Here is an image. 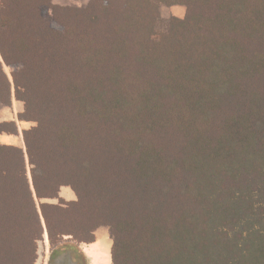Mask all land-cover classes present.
<instances>
[{"label": "trees", "instance_id": "obj_1", "mask_svg": "<svg viewBox=\"0 0 264 264\" xmlns=\"http://www.w3.org/2000/svg\"><path fill=\"white\" fill-rule=\"evenodd\" d=\"M160 5L185 9L164 32ZM12 100L32 126L0 144V264L44 236L85 264L101 227L111 264H264V0H0Z\"/></svg>", "mask_w": 264, "mask_h": 264}, {"label": "rangeland", "instance_id": "obj_2", "mask_svg": "<svg viewBox=\"0 0 264 264\" xmlns=\"http://www.w3.org/2000/svg\"><path fill=\"white\" fill-rule=\"evenodd\" d=\"M89 0H52V4L57 7H72V8H83L87 5ZM160 18L156 23V30L158 32L166 31L168 26V22L170 18H178L181 19L184 16L185 9L183 6L179 5H171L159 6ZM46 17H50V11H46ZM6 74L9 76V70L4 68ZM23 105L20 102L12 100L11 105L9 107H5L0 105V122H15L17 127L16 135H7L2 134L0 136V144L2 145H12L24 150V145L22 141V132L23 130L28 129L32 126V124L24 122L20 119V114L22 113ZM64 189H66L70 194L73 193L69 188H62L60 190L59 196L63 198L65 201L69 200ZM74 198V196L72 197ZM74 200V199H73ZM47 203H56V201H45ZM95 240L92 244L82 245L81 249L89 254V258H85V264H111L110 260V247H111V239L109 235V231L105 227L98 228L94 233ZM89 246V247H88ZM49 257V245L46 236H44L43 242L38 244L37 249V261L35 264H47Z\"/></svg>", "mask_w": 264, "mask_h": 264}, {"label": "crops", "instance_id": "obj_3", "mask_svg": "<svg viewBox=\"0 0 264 264\" xmlns=\"http://www.w3.org/2000/svg\"><path fill=\"white\" fill-rule=\"evenodd\" d=\"M66 192H64V193H66V195H67V197H68V199L69 200H73L74 198H72L73 196H72V194H70L66 189H64ZM89 247V246H88ZM80 249V251L82 252V254L84 255V257L86 256V257H90L89 256V254H87L85 251H88V250H85V251H83L82 249H81V247L79 248ZM85 257V258H86Z\"/></svg>", "mask_w": 264, "mask_h": 264}, {"label": "flooded vegetation", "instance_id": "obj_4", "mask_svg": "<svg viewBox=\"0 0 264 264\" xmlns=\"http://www.w3.org/2000/svg\"><path fill=\"white\" fill-rule=\"evenodd\" d=\"M48 264V263H47Z\"/></svg>", "mask_w": 264, "mask_h": 264}]
</instances>
